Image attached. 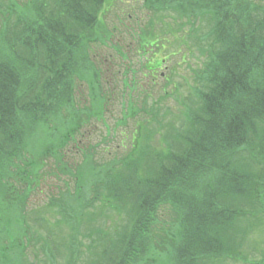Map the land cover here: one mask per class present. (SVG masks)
I'll use <instances>...</instances> for the list:
<instances>
[{"label": "trees", "instance_id": "obj_1", "mask_svg": "<svg viewBox=\"0 0 264 264\" xmlns=\"http://www.w3.org/2000/svg\"><path fill=\"white\" fill-rule=\"evenodd\" d=\"M105 1L0 0V264H76L81 226L97 204L126 213L129 224L124 239L99 237L101 264H213L240 254L253 217L264 220V0H145L156 12L215 18L219 48L202 70L198 113L186 129H165L150 164L137 152L97 162L79 145L83 162L74 173L67 165L74 188L32 206L41 169L65 166L64 149L80 143L85 121L108 126L102 114L112 94L90 58L91 44L107 38ZM82 79L86 104L75 95ZM121 79L118 126L143 113L132 130L137 146L146 128L163 130L150 128L161 122L160 106H139L136 79ZM64 225L76 253L60 248Z\"/></svg>", "mask_w": 264, "mask_h": 264}, {"label": "rangeland", "instance_id": "obj_2", "mask_svg": "<svg viewBox=\"0 0 264 264\" xmlns=\"http://www.w3.org/2000/svg\"><path fill=\"white\" fill-rule=\"evenodd\" d=\"M105 6L106 7L102 17L105 21L104 29H108L112 36L109 41H98L92 45L93 56L97 60L95 63L104 77L105 86L109 87L113 97H115L114 95L116 92L121 93V77L123 75V71L126 70L125 73L129 77L132 75V72L128 70L129 60L123 59V56H125L124 54L128 55L133 60V64L130 65H134L136 79H138L139 83L141 82L142 87L150 89L154 93L153 96L156 99L163 97V89L164 93L167 90L166 104L169 103L172 105L174 108L172 110L176 114V118L173 119L170 116L171 113L169 110L168 112L170 114L166 117V125L173 122L178 123V120L180 118L183 119L184 117L182 111L183 105L185 104L184 100L192 102L195 98V88L200 87L197 82L198 72L204 69V66L208 61V47L211 44L209 35L211 25H208V21L206 20L208 16L204 18L203 15H199L196 17L194 22L191 21L189 24L186 23L188 21L187 19L179 18L177 20L178 23H175L173 21L174 18L169 16L166 12H155V15L154 13L148 11L144 6V0H111L110 3H106ZM152 21L154 22V26L153 28H150ZM181 23L186 24V26ZM181 27H184L182 31H180ZM150 30L155 31L156 34L160 35L167 33L166 37L162 36L156 39L146 38L143 42L145 46H154V49H158L157 54L164 51L161 55H159V59L166 57V62H164L158 69L160 76H157L158 78L155 82L149 74H146L148 70L145 69V67H141V63L145 62V58L139 57L137 53V49L140 48L141 36L144 32L147 33ZM184 30H187L188 34H184ZM173 34H175L176 37H174ZM191 34H195V38L193 40L190 39ZM167 54L170 55L167 57ZM163 72L164 76L162 75ZM164 77H166V79ZM79 82V86L77 87V90H75V95L81 103L83 101L86 104L89 99L86 80L82 79V81L80 80ZM153 83H155V86H151ZM175 87L178 89L180 96L176 95L174 92L177 90ZM186 105L190 106L189 104ZM101 110H103V107ZM122 113L120 101L116 98L114 99L112 105L109 106V110L106 113L108 123L113 125L117 118L121 117ZM102 116H104V113ZM129 120V128L121 124L118 127L119 129L116 137H114L115 140L111 143H106V141L103 140L105 132L101 122H97L93 119L92 123L87 124L85 121V124H83L80 129L82 132L81 138L84 139L81 146H84L86 151L95 153L96 155H94V157L98 161L102 160L101 156L103 153H107L108 148H110L109 145L112 144V148L117 147V145L123 140H127L125 147L121 146L117 151H111V154H118L119 156L129 152L131 132L136 123L135 119L132 120L130 118ZM190 122L188 123L187 128L190 127ZM180 124H183V121ZM180 124H178V127ZM155 125L158 126V124ZM153 140L154 137L151 141ZM100 141L101 143L96 144V142ZM155 142L157 144V141ZM94 144H96L95 148L93 147ZM48 146L49 145L46 143L44 148ZM106 146L107 150L105 149ZM77 148L78 145L75 142H72L64 149L65 154L63 160L70 165L73 173L76 171V165L82 162V159L79 158L84 156L83 151H80L79 156L77 155ZM62 150L63 149H60V153H62ZM42 172L47 174L46 177L41 179L37 191L32 194L31 202H33V204L40 205L39 203L44 201V197L46 195L51 194L52 192L57 194L59 191L64 190V186L67 184V181H70L71 186L73 187L74 181L71 174L66 169L61 171L60 169H56L52 163L50 166L48 163ZM99 205L101 204L95 205L96 209L93 211L91 217L95 216L96 213L97 215L95 218L90 217V219H99L103 223V226L105 225V229H112L114 225L118 223H124L126 225V219L124 221V218L122 221L118 220L121 215L117 216L109 211L101 212ZM12 212L13 211L10 210L9 214ZM163 216L165 217L166 213L163 214ZM92 220L87 219L85 223H89ZM254 222L255 225L253 227L256 228V231H254L247 240V243L249 244L248 257L260 259L264 254V221L254 220ZM30 225L32 228H36L35 230L39 234H43V227H39L41 228L39 229L33 224ZM84 242L88 244L87 240ZM83 250L85 251L87 249L84 247ZM237 258H242L244 262H250L243 256H237ZM227 263L243 264V262L240 263L239 261L215 262L213 264Z\"/></svg>", "mask_w": 264, "mask_h": 264}]
</instances>
